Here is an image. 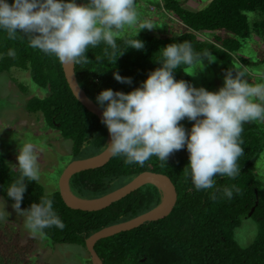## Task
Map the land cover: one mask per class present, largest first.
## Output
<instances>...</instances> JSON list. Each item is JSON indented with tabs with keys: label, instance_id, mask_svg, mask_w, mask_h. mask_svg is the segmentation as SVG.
I'll return each mask as SVG.
<instances>
[{
	"label": "trees",
	"instance_id": "trees-1",
	"mask_svg": "<svg viewBox=\"0 0 264 264\" xmlns=\"http://www.w3.org/2000/svg\"><path fill=\"white\" fill-rule=\"evenodd\" d=\"M161 6L179 22L175 23L180 27L179 33L170 37L145 32L138 36L115 37L118 45L115 53L101 43L89 48L86 63L74 65L79 87L95 104L96 96L105 89L129 93L139 87L150 72L161 66L157 61L162 58V48L171 43L187 40L197 53L210 51L222 63L225 75L235 69L232 54L241 49L251 32L264 36V0H210L196 12L185 9L178 0H163ZM254 12L259 14L260 20L251 24L245 14ZM219 31L232 37L214 35L208 42L198 36ZM137 38L145 42V48L127 49V42ZM10 52L15 55H10ZM239 63L242 65L243 61ZM186 68L183 67L184 71L178 69L174 75L177 80L190 83ZM11 69L28 72L31 81L48 92L43 98H29L25 109L29 114L40 113L49 129L71 141L74 158L86 145L93 147L89 156L104 149L106 126L74 98L58 59L31 48L23 34L17 33L16 39H9L6 31H0V73ZM117 72L122 77H130L132 84L117 82L114 78ZM20 89L23 91L24 88L20 86ZM190 122L188 130L194 123ZM241 139L244 155L238 162L240 175L231 179L217 174L215 186L204 191L195 190L192 184L186 148L175 151L166 163L152 157L143 166L129 165L124 157L112 156L100 168L73 175L69 188L73 195L83 199L101 197L143 172L163 174L175 188V201L165 218L146 222L95 243L94 249L102 263L264 264V188H260L253 174V165L264 150V132L256 122H245ZM19 175L17 167L9 165L0 153V197L12 205L14 201L7 196L6 190ZM25 183L27 190L21 208L28 209L33 203H39L42 195L49 196L66 225L62 231L56 227L45 229L43 237L53 244L80 245L83 248L85 240L93 233L144 214L158 206L161 199L156 187L144 185L103 210L82 212L67 207L58 191L46 194L37 182ZM232 186L239 188L240 193H234L233 199L228 200L223 196V189ZM248 217L257 222L259 232L249 247L241 248L232 235L240 221Z\"/></svg>",
	"mask_w": 264,
	"mask_h": 264
},
{
	"label": "clouds",
	"instance_id": "clouds-1",
	"mask_svg": "<svg viewBox=\"0 0 264 264\" xmlns=\"http://www.w3.org/2000/svg\"><path fill=\"white\" fill-rule=\"evenodd\" d=\"M135 3L136 0H86L80 4L77 0H0V31H6L9 39L23 34L31 48L55 56L61 64H82L88 61L89 48L101 43L115 53V36L126 26L139 25L137 36L141 29L156 27L151 22H139ZM170 17L173 23H179ZM127 44V49L145 48V42L138 38ZM162 49V58L157 61L161 66L150 72L139 87L129 93L109 88L96 96L95 102L102 109L101 123L111 137L104 145L105 153L124 157L126 164L143 166L152 157L166 163L171 154L186 148L187 169L195 190L212 189L217 174L235 179L240 175L238 162L244 155L241 135L245 122L264 123V83L250 84L245 79L248 69L241 65L225 74L218 91L197 88L188 81L177 80L174 73L197 64V69L203 70V60L211 64L215 56L210 51L195 52L187 40ZM114 78L119 83L132 84L130 77L118 72ZM185 118L194 122L190 130L180 123ZM17 160L20 175L6 192L14 201L15 212L25 218L24 227L41 236L48 228L64 230L66 225L49 196L42 195L39 203L21 208L27 190L25 181L38 182L41 176L35 145L26 142L19 146ZM234 193L239 194L240 189H223L228 200L233 199ZM256 234V225L246 219L234 229L241 247H247Z\"/></svg>",
	"mask_w": 264,
	"mask_h": 264
},
{
	"label": "rangeland",
	"instance_id": "rangeland-1",
	"mask_svg": "<svg viewBox=\"0 0 264 264\" xmlns=\"http://www.w3.org/2000/svg\"><path fill=\"white\" fill-rule=\"evenodd\" d=\"M178 1L185 9L196 12L210 0ZM85 2L86 0H77L78 4ZM162 2L163 0H136L135 7L139 13V22H151L156 26L152 30L141 29L139 33L144 31L153 36L170 37L180 32L179 25L171 21L173 18L161 10ZM245 15L251 24L260 20L256 12ZM138 27L139 25L126 26L124 31L116 34L115 37L136 35ZM214 35L222 38L232 37L229 33L219 31L200 34L199 38L211 42ZM258 35L252 31L250 37L244 40L241 49L232 54L235 68L241 66L240 60L244 63L242 65L247 67L249 75H246L245 79L250 84L264 83V36ZM215 58V62L211 64L204 59L203 70L197 69L200 67L198 64L185 69L193 86L204 87L213 92L223 86L225 75L222 73V63L216 56ZM194 72V75H189ZM20 86L24 88L23 91ZM47 95V91L31 81L28 72L11 69L0 73V153L9 165L16 167L19 146L32 142L38 154L41 173L37 183L42 186L46 194H50L58 191V180L64 168L74 160L91 157L89 155L93 152V147L86 146L77 158H74L71 154V141L62 138L57 131L49 129L40 113L33 115L26 111L25 104L29 98L33 96L43 98ZM180 123L185 128L191 124L186 118ZM256 123L264 132V123L258 121ZM253 174L260 188H264V150L253 165ZM0 216H3V219H0V264H90L89 255L82 246L53 244L41 235H33L24 227L25 218L18 215L12 204L1 197ZM244 219L257 227V234L247 244L249 247L257 237L259 227L253 218ZM232 238L241 247L235 239L234 231Z\"/></svg>",
	"mask_w": 264,
	"mask_h": 264
},
{
	"label": "water",
	"instance_id": "water-1",
	"mask_svg": "<svg viewBox=\"0 0 264 264\" xmlns=\"http://www.w3.org/2000/svg\"><path fill=\"white\" fill-rule=\"evenodd\" d=\"M63 74L67 85L74 96V98L91 114L97 117L101 121L102 109L96 105L91 99H89L84 91L79 87L75 73L74 65L61 64ZM107 129V127H106ZM110 134L107 129L106 144L110 142ZM112 156L105 153L104 149L98 154L85 158L78 159L70 162L66 168L62 171L58 180V192L61 196L63 203L72 209L79 210L82 212H96L109 207L111 204L123 199L130 193L139 189L144 185H153L161 193V199L158 206L154 209L141 214L131 220L111 225L100 229L93 233L85 240V249L90 258V264H103L98 254L94 249L95 243L100 239H105L121 232H127L135 229L146 222H154L165 218L171 211L176 192L173 184L169 178L163 174L153 172H143L134 177L127 184L117 188L101 197L92 199H83L76 197L72 194L69 188V181L73 175L93 170L106 165ZM253 209L251 210V212ZM249 213V216L251 214Z\"/></svg>",
	"mask_w": 264,
	"mask_h": 264
}]
</instances>
